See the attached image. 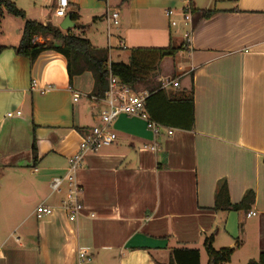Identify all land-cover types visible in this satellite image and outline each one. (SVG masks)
Here are the masks:
<instances>
[{
  "label": "crops",
  "instance_id": "crops-1",
  "mask_svg": "<svg viewBox=\"0 0 264 264\" xmlns=\"http://www.w3.org/2000/svg\"><path fill=\"white\" fill-rule=\"evenodd\" d=\"M8 1L25 20L59 29L56 0ZM187 7L194 11L190 22ZM203 11L213 12L198 19ZM112 12L116 26L108 21ZM68 13L78 20L59 30L77 34L80 27L108 65H128L133 50L181 46L174 59L161 61L155 80L166 94L192 92L193 128L159 125L154 135L143 119L116 118L110 127L116 141L87 154L75 174L83 209L68 219L60 208L67 188L51 193L49 184L65 176L81 137L99 124L104 97L95 96L90 72L69 80L65 59L53 50L33 62L19 56L24 21L4 12L0 264H165L178 247L198 249L200 264H207L202 244L210 236L214 249L233 250L227 264L258 261L264 253V0H68ZM84 18L106 24L105 49ZM35 43L60 46L41 37ZM169 77L178 87H163ZM220 187L230 205L248 193L253 203L215 210ZM40 204L53 215L37 220ZM79 253L91 260L80 262Z\"/></svg>",
  "mask_w": 264,
  "mask_h": 264
},
{
  "label": "trees",
  "instance_id": "trees-1",
  "mask_svg": "<svg viewBox=\"0 0 264 264\" xmlns=\"http://www.w3.org/2000/svg\"><path fill=\"white\" fill-rule=\"evenodd\" d=\"M24 21L21 38L16 53L33 62L42 52L53 50L59 53L66 61V71L71 80L84 72H90L94 80L95 96L103 98L107 89L108 70L123 84L132 87L137 93H146L144 110L149 120L161 127L173 128L176 130L191 131L193 128V101L192 92L166 94L161 89L159 77L160 63L164 59H174L182 51V47L166 49H137L132 51L130 63L107 64L106 53L93 48L89 41L82 35L79 27L76 34L73 31L63 34L58 28L47 24L45 26L35 21L25 20V15L8 0H0V22L3 13ZM185 12V11H184ZM194 12V11H193ZM190 11V13H193ZM213 11L199 12L198 19L209 18ZM72 22L78 20L75 13L67 14ZM41 37L49 38L51 41L60 44L55 47L51 44L33 43V39ZM0 46V54L3 51ZM171 78H174V76ZM172 80V79H171ZM32 157H36V147L33 139L31 147ZM253 203V195L248 193L238 205H230L226 190L218 189L215 196V210L239 211L247 209ZM203 250L207 258V264H227L230 261L233 250L222 248L219 250L213 247V238L210 236L203 241ZM160 264V263H158ZM165 264H200V252L198 249L184 247L174 248ZM247 264H264V253L259 255L258 261Z\"/></svg>",
  "mask_w": 264,
  "mask_h": 264
},
{
  "label": "built area",
  "instance_id": "built-area-1",
  "mask_svg": "<svg viewBox=\"0 0 264 264\" xmlns=\"http://www.w3.org/2000/svg\"><path fill=\"white\" fill-rule=\"evenodd\" d=\"M68 10V0H56L54 15L57 18L64 19ZM184 20L190 22V12L188 7L185 9ZM171 12H165V17L170 18ZM118 13L112 12L109 23L113 26L117 25ZM175 25L174 22L171 23ZM36 38L33 39L35 43ZM171 85L178 87L176 81H164L163 87ZM147 97L146 93H137L132 87L123 84L118 78L114 77L110 70L107 73V89L104 94V103L106 109L99 117V124L95 126L87 135L82 136L75 154L68 161L67 172L64 177L54 178L49 184L51 193H60L65 186L66 197L61 202V210L70 220H75L80 215L83 209L81 201L82 189L75 183V174L82 167L84 157L89 153H94L104 147H109L116 141V135L110 130L111 124L119 116L137 117L145 120L147 127L154 134L157 135L161 131V127L151 122L144 110V100ZM78 99L74 95V101ZM17 116L20 113H16ZM8 118L13 116L12 113L6 115ZM172 130H168L167 134L171 135ZM54 209L45 206L44 204L38 205L34 210V216L37 220L52 216ZM248 217H253L255 214L249 212ZM78 260L80 262H89L91 259L84 253H79Z\"/></svg>",
  "mask_w": 264,
  "mask_h": 264
},
{
  "label": "rangeland",
  "instance_id": "rangeland-1",
  "mask_svg": "<svg viewBox=\"0 0 264 264\" xmlns=\"http://www.w3.org/2000/svg\"><path fill=\"white\" fill-rule=\"evenodd\" d=\"M60 20V19H57ZM82 23L87 26L86 30H89L88 34L92 35L95 34L99 37L100 43L98 47H101L102 49L106 48V24L101 21L97 22L96 24L91 23L90 19H86L84 18ZM175 23V22H174ZM111 45H113V40L111 41ZM169 81H174L171 80L170 77L168 79ZM177 82V80H175ZM19 233H17L16 235L18 236ZM206 255H205V261H206Z\"/></svg>",
  "mask_w": 264,
  "mask_h": 264
},
{
  "label": "water",
  "instance_id": "water-1",
  "mask_svg": "<svg viewBox=\"0 0 264 264\" xmlns=\"http://www.w3.org/2000/svg\"><path fill=\"white\" fill-rule=\"evenodd\" d=\"M73 27H74V23H72L70 21V18H69L68 15L65 16L64 19H62V21H61V23L59 25V29L62 30V31H67V30H69V29H71Z\"/></svg>",
  "mask_w": 264,
  "mask_h": 264
}]
</instances>
